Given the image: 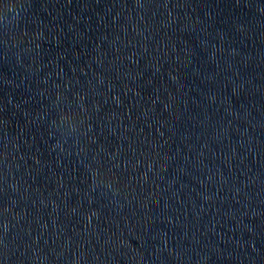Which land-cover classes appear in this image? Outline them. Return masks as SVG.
Masks as SVG:
<instances>
[{
	"label": "water",
	"instance_id": "water-1",
	"mask_svg": "<svg viewBox=\"0 0 264 264\" xmlns=\"http://www.w3.org/2000/svg\"><path fill=\"white\" fill-rule=\"evenodd\" d=\"M0 264H264V0H0Z\"/></svg>",
	"mask_w": 264,
	"mask_h": 264
}]
</instances>
